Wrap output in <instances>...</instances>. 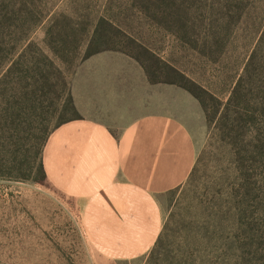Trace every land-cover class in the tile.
Returning a JSON list of instances; mask_svg holds the SVG:
<instances>
[{
    "label": "rangeland",
    "instance_id": "1",
    "mask_svg": "<svg viewBox=\"0 0 264 264\" xmlns=\"http://www.w3.org/2000/svg\"><path fill=\"white\" fill-rule=\"evenodd\" d=\"M50 3L58 9L79 7V13L92 17L113 15L163 58L223 99L264 25V0ZM170 9L190 17L185 30L191 38L188 43L155 20ZM45 31L46 24L40 25L32 38L52 54L44 41ZM215 31L220 34L217 42L212 36ZM208 32L211 35L206 38ZM201 49L218 52L208 56ZM84 50L85 45L76 66L69 70L74 103L84 109L77 108L81 118L54 129L42 150L51 186L33 177L0 176V264H185L186 260L188 264L190 260L192 264H236L237 251H219L217 234L214 240L203 236L209 226L212 235L220 221L225 233L235 223V211L229 208L227 195L217 192L227 193L233 176L228 149L210 138L212 130L199 100L174 83L149 82L135 59L106 50L91 57L104 60L95 68L97 74L121 75L115 81L119 87L115 101L122 111L99 113L96 97L91 98L92 106L85 104L86 88L95 85L89 78L90 68L98 63L88 66V58L81 60ZM104 128L124 153L137 147L168 156L169 170L153 171L147 193L127 192L117 171L102 177L99 184L95 171L83 168L88 149L96 148L85 139L100 138ZM180 181V186H174ZM167 186L174 187L167 190ZM221 207L226 216L215 218ZM161 232L160 252L150 257Z\"/></svg>",
    "mask_w": 264,
    "mask_h": 264
},
{
    "label": "trees",
    "instance_id": "2",
    "mask_svg": "<svg viewBox=\"0 0 264 264\" xmlns=\"http://www.w3.org/2000/svg\"><path fill=\"white\" fill-rule=\"evenodd\" d=\"M163 14L155 20L170 35L188 43L191 38L185 30L190 17L175 14L173 9ZM90 15L79 13V7L58 9L50 0H0V176L33 177L51 186L43 164L44 145L54 129L81 118L69 70L76 66L83 45L81 60L106 50L119 51L140 63L149 82L174 83L199 100L212 130L210 138L228 149L233 176L227 193L217 192L227 195L229 208L235 211V223L225 233L220 221L212 235L209 226L203 236L214 240L217 234L219 251H237L236 264H264V25L241 74L223 99L163 58L113 15ZM42 24H46L44 41L52 54L32 38ZM212 36L217 42L219 31ZM216 52L200 50L208 56ZM194 172L195 166L191 175ZM223 207L215 218L224 219ZM161 234L150 257L160 252Z\"/></svg>",
    "mask_w": 264,
    "mask_h": 264
},
{
    "label": "crops",
    "instance_id": "3",
    "mask_svg": "<svg viewBox=\"0 0 264 264\" xmlns=\"http://www.w3.org/2000/svg\"><path fill=\"white\" fill-rule=\"evenodd\" d=\"M101 62H104V60L101 61L99 56L88 57L87 59L86 64L88 66H93L94 63L98 64L90 68V71L93 73L89 78L95 85L93 86L90 84L86 88L85 104H87V106H92L91 98L96 97L97 112H120L122 110L118 109L121 108V105L115 101V99L119 98L117 94L119 92V87L116 86L115 81H119L121 75L109 74L106 72L97 74V69L95 68L97 65H102L100 64ZM76 107L81 111L84 110L83 106L79 104H77ZM110 107H112L113 110H111ZM104 131L105 128L100 132V138H88L85 139V141L83 140L84 142H90V145L96 147L88 149L84 157L87 163L83 164V168L88 172L95 171L97 183L100 184L101 178L108 176L111 171H117L120 174L121 185L123 187L126 186V191L128 192V189H132L134 194L140 196L139 194L147 193L148 189H150L154 170L159 172L169 170L167 163L168 156L165 153L153 154L150 149L145 150L137 147L129 148L127 153H124V151L119 149L116 141L112 138H108ZM87 146H89V144H87ZM154 162L157 163L155 164ZM180 184H182V181L174 186ZM172 187L167 186L166 189L170 190Z\"/></svg>",
    "mask_w": 264,
    "mask_h": 264
}]
</instances>
